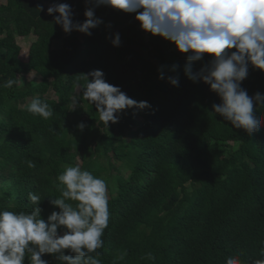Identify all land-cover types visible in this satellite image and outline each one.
I'll return each mask as SVG.
<instances>
[{"label": "trees", "instance_id": "trees-1", "mask_svg": "<svg viewBox=\"0 0 264 264\" xmlns=\"http://www.w3.org/2000/svg\"><path fill=\"white\" fill-rule=\"evenodd\" d=\"M44 3H68L73 22L80 23L91 7L86 0L0 3V84L16 81L0 87V210L31 212L32 192L41 197L38 206L46 220L59 211L50 203L60 197L58 176L79 165L108 186L109 223L99 255L91 254L101 264H224L228 256L249 264L259 258L264 123L249 135L215 114L212 105L220 98L202 80L188 78L187 54L142 30L135 13L99 6L94 14L103 22L91 35L65 33L54 22L58 13L38 10ZM115 33L119 46L110 42ZM30 34L36 39L22 60L15 36ZM54 42L60 47L53 48ZM209 59L205 54L190 62L192 72ZM93 70L149 106L122 110L118 122L106 126L76 91L77 82L82 85L83 75ZM32 72L34 78L26 80ZM241 87L249 96L264 92V70L249 65ZM74 95L80 104L70 110ZM34 97L49 104L50 118L26 110ZM255 114L264 120V103ZM41 258L59 264L53 254ZM24 264H30L27 255Z\"/></svg>", "mask_w": 264, "mask_h": 264}, {"label": "clouds", "instance_id": "clouds-1", "mask_svg": "<svg viewBox=\"0 0 264 264\" xmlns=\"http://www.w3.org/2000/svg\"><path fill=\"white\" fill-rule=\"evenodd\" d=\"M86 3L91 7L84 11L86 19L82 23L73 22L68 3H52L46 11L58 13L53 17L54 22L65 33L77 30L87 35L103 22L94 14L96 7L135 13L134 19L142 30L159 35L180 53L187 54L188 78L193 82L202 80L220 98V103L212 105L215 114L249 135L264 123L255 114L258 103H264V92L249 96L241 87L249 65L264 70V0H86ZM38 10H44L43 5ZM110 42L119 46V33L113 34ZM205 54L210 55L209 61L192 72L190 62L203 60ZM82 79L84 83L77 82V88L83 99L95 106L106 126L118 122L122 110L149 106L146 101L137 102L118 86L107 83L101 70L84 74ZM169 81L178 85L175 78ZM15 83L8 79L0 87L11 88ZM71 103L70 110H74L80 98L74 95ZM26 110L44 119L53 115L49 104L39 97L32 98ZM77 127L83 130L85 125L80 123ZM57 179L60 197L51 199L50 203L59 211H52L46 220L41 218L42 209L38 206L41 197L32 192L28 193L34 205L31 212L0 210V264H24L26 255L30 264H48L41 258L43 254H53L59 264H101L91 254L103 247L102 236L109 223L106 181L79 165L66 167ZM65 250L74 255L65 254ZM258 257L249 264H264V247L260 248ZM224 264L242 262L239 257L228 256Z\"/></svg>", "mask_w": 264, "mask_h": 264}, {"label": "rangeland", "instance_id": "rangeland-1", "mask_svg": "<svg viewBox=\"0 0 264 264\" xmlns=\"http://www.w3.org/2000/svg\"><path fill=\"white\" fill-rule=\"evenodd\" d=\"M6 0H0V3L3 4L5 3ZM50 5L49 4H46L44 3L43 7H44V10L47 9V7H49ZM78 37L81 36V34L78 32L77 33ZM36 39V37L34 36V34H30L29 36L27 37H22V36H19V35H16L15 36V42L20 46L21 48V51H20V58L22 60H26L27 59V53H28V49H29V46L30 44ZM60 47V42H54L53 43V48H59ZM26 80H32L34 78V74L33 72L32 73H29L26 75ZM76 91H78V88L76 89ZM50 95H52V93H50ZM53 96V95H52ZM30 101V98L27 99V102ZM77 162L79 164H81V159L80 157H77ZM125 172V171H124ZM123 172V173H124ZM58 233H61L62 234V229H59L58 230Z\"/></svg>", "mask_w": 264, "mask_h": 264}]
</instances>
